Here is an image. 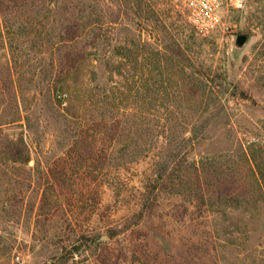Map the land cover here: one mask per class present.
<instances>
[{
    "label": "rangeland",
    "instance_id": "obj_1",
    "mask_svg": "<svg viewBox=\"0 0 264 264\" xmlns=\"http://www.w3.org/2000/svg\"><path fill=\"white\" fill-rule=\"evenodd\" d=\"M263 3L227 0L209 33L182 0H42L34 16L3 15L0 264H264V200L228 213L179 184L191 162L248 168L264 152ZM65 17L92 52L75 90L55 64ZM241 32L252 37L237 49ZM136 122L153 137L131 157L120 150ZM22 137L29 161L8 147Z\"/></svg>",
    "mask_w": 264,
    "mask_h": 264
},
{
    "label": "trees",
    "instance_id": "obj_2",
    "mask_svg": "<svg viewBox=\"0 0 264 264\" xmlns=\"http://www.w3.org/2000/svg\"><path fill=\"white\" fill-rule=\"evenodd\" d=\"M42 0H0V27L3 30V15L15 14L18 17H22L26 14L34 16L35 12H41L43 5H40ZM259 20L264 24V3L261 4ZM73 16V15H72ZM78 20H82L79 16ZM77 22L73 17H65L62 19V25L59 33V41L57 44V57H55V64L59 66V74L62 76L63 83L67 88L80 87V78L83 77V70L85 63L90 60L92 52L86 47H81L79 43L82 41V37L85 35L83 31H80L82 26L81 22ZM31 23V22H30ZM34 23V22H32ZM14 26V23H12ZM22 25L18 27L20 31ZM3 33V31H1ZM102 32L96 31L93 40H98L101 37ZM182 76L183 89L187 91L188 88L194 89V85L186 72H183ZM59 75V76H60ZM3 79V74L1 80ZM57 82V81H56ZM58 89V88H57ZM72 90H75L74 88ZM195 90V89H194ZM188 92V91H187ZM201 93V92H200ZM200 95V94H199ZM58 100L63 102V97L58 96ZM78 109V108H77ZM120 124L114 122V128L116 132L119 129ZM133 129V138L135 140L127 143L121 147L120 152L122 154H129L131 157L136 156L143 145L139 142L138 137L147 136L151 138L153 129L146 128L145 131L141 129V125L138 122L135 123ZM0 145H3V134H0ZM8 147L11 151L16 153L15 156L21 154L22 160H30V151L27 150L25 139L22 137V142L8 143ZM180 150L171 151L169 158L177 161L179 158ZM180 159V158H179ZM249 160V158H248ZM179 161V160H178ZM250 166L244 168V159H231L221 165L216 159H204L200 161L191 162V167L183 166L180 174L182 179L180 185L184 188V191L191 192L205 203V205L214 206L224 203L226 211L233 212L238 208L250 204L257 205L260 201L264 200V152L259 149L253 150L251 153ZM258 169L254 168V165Z\"/></svg>",
    "mask_w": 264,
    "mask_h": 264
},
{
    "label": "built area",
    "instance_id": "obj_3",
    "mask_svg": "<svg viewBox=\"0 0 264 264\" xmlns=\"http://www.w3.org/2000/svg\"><path fill=\"white\" fill-rule=\"evenodd\" d=\"M182 1L188 10L191 21L203 33H209L224 24L222 11L227 0Z\"/></svg>",
    "mask_w": 264,
    "mask_h": 264
},
{
    "label": "water",
    "instance_id": "obj_4",
    "mask_svg": "<svg viewBox=\"0 0 264 264\" xmlns=\"http://www.w3.org/2000/svg\"><path fill=\"white\" fill-rule=\"evenodd\" d=\"M251 37H252L251 33H247V32L238 33L235 42L237 49H241L245 47L247 43L250 41Z\"/></svg>",
    "mask_w": 264,
    "mask_h": 264
}]
</instances>
